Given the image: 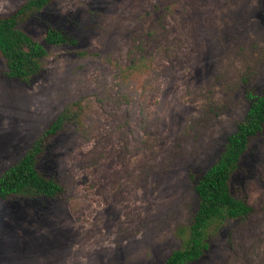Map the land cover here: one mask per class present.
Instances as JSON below:
<instances>
[{
    "label": "rangeland",
    "instance_id": "rangeland-1",
    "mask_svg": "<svg viewBox=\"0 0 264 264\" xmlns=\"http://www.w3.org/2000/svg\"><path fill=\"white\" fill-rule=\"evenodd\" d=\"M49 24L77 41L46 44L30 79L0 51V175L67 106L81 122L41 157L61 198L0 202V264H163L247 112L242 78L264 93V0H53L24 27L44 42ZM233 183L252 214L213 225L190 264H264V133Z\"/></svg>",
    "mask_w": 264,
    "mask_h": 264
},
{
    "label": "trees",
    "instance_id": "trees-1",
    "mask_svg": "<svg viewBox=\"0 0 264 264\" xmlns=\"http://www.w3.org/2000/svg\"><path fill=\"white\" fill-rule=\"evenodd\" d=\"M52 2L26 0L15 11L0 16V51L6 60L9 77L28 80L37 75L48 53L46 44L77 41L65 28L53 24L48 25L44 42L38 41L32 32L25 29L24 24L37 17ZM242 85L250 101L247 112L227 136L219 158L195 182L194 190L199 202L187 238L184 245L173 250L163 264H190L199 260L209 247L208 238L213 225L227 219L246 218L253 212L248 192L242 185L234 184L233 178L243 155L264 133V93L256 90L249 75L242 78ZM80 118V110L72 106L64 108L26 153L2 172L0 202L61 198L67 186L56 176L47 175L40 161L57 138L78 129Z\"/></svg>",
    "mask_w": 264,
    "mask_h": 264
}]
</instances>
